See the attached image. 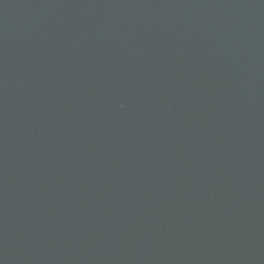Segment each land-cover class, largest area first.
Wrapping results in <instances>:
<instances>
[{"label":"water","instance_id":"obj_1","mask_svg":"<svg viewBox=\"0 0 264 264\" xmlns=\"http://www.w3.org/2000/svg\"><path fill=\"white\" fill-rule=\"evenodd\" d=\"M0 264H264V0H0Z\"/></svg>","mask_w":264,"mask_h":264}]
</instances>
